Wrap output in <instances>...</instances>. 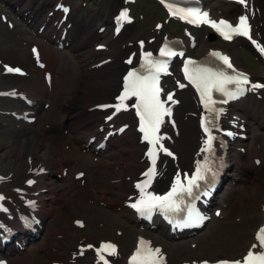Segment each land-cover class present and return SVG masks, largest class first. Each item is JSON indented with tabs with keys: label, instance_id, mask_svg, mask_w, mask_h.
I'll return each instance as SVG.
<instances>
[{
	"label": "rangeland",
	"instance_id": "374dc122",
	"mask_svg": "<svg viewBox=\"0 0 264 264\" xmlns=\"http://www.w3.org/2000/svg\"><path fill=\"white\" fill-rule=\"evenodd\" d=\"M56 1L41 0L42 4L40 7H43L44 14L41 15V18H37L34 15V20L30 19L26 21L21 16L19 17L17 13V10H21L22 7L17 6L14 10V7H7L9 5L7 1L0 0V60L2 62L4 59L14 58L18 64L26 69L23 76L6 75L3 73V68L0 64V91L17 88L18 91L32 94L35 100H37L36 113L34 114L36 116L35 121L31 123L24 120L15 121L7 113V110L22 109V103L17 99L0 95V152L3 150L5 143L8 145V140H12V144L8 146V149L13 151L19 148L18 145L31 139L35 140L36 143H41V137L52 131L54 121L47 120L46 114L49 110L55 109L57 98L54 94L57 91L75 93L78 84L84 76L79 58H77L75 51L71 49L72 39H75V34L77 35L78 30L80 31L82 22L88 20L94 14L95 17L89 25L91 29L97 28L102 23V18L106 14L107 21L105 25H102V30H100L102 36L89 41L88 47L93 48L107 40L114 39L115 41L107 45L101 53L107 51L110 54H116V58L120 63L123 62L122 59L129 53L136 55L137 40H143L147 44L155 41L153 44L156 47L163 36H175L188 44L189 53L192 55H202L207 51L208 47L221 48L232 56L237 66L250 73L253 79L256 77L263 79L262 76L264 77V64L246 42L242 40L224 42L211 36V32L205 26L191 27L175 19L167 20L166 14L157 0H138L132 6L129 4L132 19L125 23L123 30L119 34L113 33V16L110 15L114 0H68L71 9L68 17V24H70L69 27L72 31V34L69 35L70 43L68 48L56 51L54 44L46 41L49 40L46 36V29L42 33H39L36 29L37 22H35V20L42 19L49 13L52 4ZM245 1L248 9L253 4L254 14L250 17L252 32L264 45V0H258V3L256 0ZM123 2L124 0H119L113 13L124 5ZM207 4L214 18L219 16L236 18L235 9H237V6L235 4L226 3L222 0L209 1ZM60 14L61 12L56 14V20L60 17ZM50 18L49 22L51 21ZM156 22H161L160 29L154 27ZM10 23H12V27H9ZM47 25L50 27V23H47ZM59 31L55 32L54 39H58ZM95 43L97 44L94 46ZM32 45L37 46L39 50L48 55L49 61L54 65V73L57 78L58 73L63 68L72 72L74 80L68 83L58 82L51 93L45 92L46 97L42 96L41 90H44V87L48 86L44 83L42 74L44 70L48 69L40 72L35 70L34 57L31 56L29 49ZM104 55H99L97 59ZM113 65L114 61L112 64L109 61L101 64V66H97V68L103 69L108 66L113 67ZM165 83L168 88H175L171 76L166 78ZM182 91L184 93L177 92L179 99H181V93L184 95L191 94L190 89L186 88ZM259 94L261 93L247 97L242 101H257V103L264 106ZM112 98L111 96L107 99L112 100ZM183 110L182 106L178 104L171 110L172 116H166L164 119L162 133L166 131L171 136V142L178 137V133L180 136L182 135L181 122H184V128L186 125L195 128L197 125L198 128V113L192 109ZM128 113L130 112L117 115L112 120L113 128L121 123L120 118L128 115ZM179 113L181 116L178 115ZM95 123L100 125V119ZM132 125H134V119ZM79 130L82 129L80 128ZM246 133L248 134V139L241 140L237 145L238 151L243 153L240 163L244 164L248 158L250 162H247V165L251 163V165L257 167L254 158L257 156L260 159V157L251 151L259 148V145L256 143L257 133L261 134V142L264 144V127L251 125L249 128L247 127ZM62 134L65 137L67 136L65 132H62ZM113 139L110 141H114ZM64 141L55 140L52 157L50 156L49 160L42 163L44 168L48 169L49 172L40 174V177L32 173L31 168L38 164V159L33 157L31 162L28 161L30 146L25 147L23 152L25 157L22 155L18 158H11L16 163L17 160L19 161L16 165L15 163L3 164L0 161V175L2 176L0 181V196L3 197L0 201L7 204L10 211L14 209L12 205L14 202L18 200H21V202L26 201L31 199L32 196H37V194L33 195L32 191L38 192V190H33L38 187L30 190L27 189L26 180L28 178L34 177L44 182L47 177H50L57 186L54 191L49 192V195L52 197L51 204L53 209L48 213L49 217L43 223V230L39 237L36 240L28 241L23 250H17L10 255L4 254V256L0 253V256L6 257L8 264H37L35 263V257L38 254L41 255L39 264H55L52 263V260H57L56 263L62 264H95L93 246L97 245L101 239H107L118 243L120 255L116 258L115 262L116 264H121L128 252V249L123 250V245L132 243V241L134 242L133 230L139 228L127 217L128 208L126 201L128 199H126L122 206L123 211L117 206L101 203L96 200L99 190L107 182H113L114 179L111 177L109 179L99 174L97 172V165H99L98 161L101 158L87 151L78 153L77 151H80V146L76 143H69L70 147L67 149V152L70 153L68 157L73 156L67 165L68 173L67 171L65 173L59 172L60 168L53 166L52 161L57 156L55 143L59 145V142ZM168 143L177 152V148L172 143ZM197 144L198 141L196 139L193 143V149ZM243 148L244 152L239 150ZM245 153L246 155H244ZM187 163L179 162L178 166L184 169L188 166ZM163 165L165 166V164ZM164 166L163 176H166L165 172L167 169L165 171ZM174 166L168 172V177ZM78 171L84 173L83 178H76L74 176ZM235 177L239 180L236 189L230 192V183L224 185L220 200L224 207H220L221 213L214 215L202 230L192 236L177 240L164 236L156 237L150 232L153 242H159L170 257L173 253H184L186 261L192 259L193 256H190V254L195 255L197 252H202L205 259H208L212 251H216L220 257H240L252 239L253 228L259 223L257 218L247 219L246 217L247 215L259 213L264 207V201L255 195L257 185L264 191V176L260 179H254L250 173L238 172ZM126 180L129 181L130 185L131 179ZM82 184L86 186V190L90 193L80 192ZM45 192H47V189L43 193ZM71 199L73 200L70 202ZM105 199H107L106 196H104L103 200L105 201ZM73 219H82L84 226H76ZM232 239H235V241L229 245ZM12 244L14 242L10 245ZM82 245L86 247V250L83 252L79 249ZM88 245H92V247L89 248ZM80 253H83V255H80ZM64 258L68 263L64 261Z\"/></svg>",
	"mask_w": 264,
	"mask_h": 264
},
{
	"label": "bare ground",
	"instance_id": "6f19581e",
	"mask_svg": "<svg viewBox=\"0 0 264 264\" xmlns=\"http://www.w3.org/2000/svg\"><path fill=\"white\" fill-rule=\"evenodd\" d=\"M7 3H11L10 0H5ZM37 0H18V2H24L23 6L26 10H30L35 6V2ZM258 3V0H256ZM119 3V0H114L113 5L111 6V12L110 15H113L114 9L117 7ZM255 4V3H254ZM235 12L243 13L244 9L241 8V5H238V8ZM30 13V12H29ZM33 14L37 16V18H41L42 15V8H37ZM22 15L24 13L22 12ZM95 15V14H94ZM94 15L90 16L88 20L82 22V26L80 27V31L78 30V34H75V39H72V50L75 51L77 58H79V61L81 63V68L83 69L84 76L81 79L80 83L77 86V91L75 93H62L61 91H57L54 96L57 98L55 109L49 110L46 114L47 120L54 121V127L51 132H49L47 135H44L41 137L42 142L36 143L35 140L31 139L28 141H25L21 145H18L19 148L16 150L14 149L11 151L8 149L9 145L12 144V140H8L7 144L3 146V150L0 152V161L3 164L7 163H15V165L19 162L17 160V163L12 161L11 158H18L19 156L23 155V152L25 150V147L30 146V159L33 160V157L38 159V164H36L33 169L35 173H40V171L43 169V163L46 160H49V157H52V149L54 146L55 140H65L64 142L55 143V149L57 151V156L54 157L52 164L55 167H59L61 173H65L67 170V165L69 163V160L71 157H68L70 153L67 152V149L70 147L69 143H76L80 145L81 152L89 151L93 155L99 156L101 159L98 161L99 165H97V172L107 178L114 179L113 182H107L102 189L99 190V194L97 195L96 200L101 203H108L110 205L117 206L119 209L123 211V204L125 203L128 196L132 195L133 193V184L126 179L132 180H139V172L141 171V168L145 166L146 161L145 157L142 155V151L144 148V145L138 142V136L137 131L135 130L136 126V120L133 124V115L128 113V115H125L120 118L121 123L116 126V130L120 127V124L122 126V123H128L125 126L122 133L117 134L113 133L114 141L108 140L106 137H103L101 140V143L96 146V149H88V144L81 143V140L83 137H86V140L90 137H95L99 135L100 127H104L107 125V123L103 122V116L108 115L112 113L113 108H108L106 110H100L95 108V105L100 103H106V102H116L113 100H108L109 97H114L115 95L120 94L121 86H122V75L125 72L127 68L132 66V63H129L128 65L124 64L123 62L120 63L119 60L116 58V54H110L107 51L104 53H101V51L97 50L95 47L89 48L88 43L89 41H93L94 39L100 38L102 35L98 31V28L101 25H105L107 21V14L105 17L102 18V23L98 25L97 28L91 29L90 22H92V19L95 17ZM35 16L29 15V18L31 20L35 19ZM55 17L52 16L50 18L51 21H54ZM36 22H39L37 30L39 29V26L42 27L45 26V23L47 22V19L43 17L42 19L36 20ZM68 20L66 19V24L63 26L62 32L66 31L69 33V35L72 34V31L70 27L67 25ZM58 21H55L51 24V27L47 28L49 29L47 32V36L50 37L53 33V30L57 29L58 27ZM66 39V37H65ZM114 39L107 40L103 42L106 45H110L114 42ZM97 43L94 44V46ZM132 44V43H130ZM146 49L152 50L154 49V44H148L146 46ZM105 54L104 56L97 59L99 55ZM40 58L42 57V54L40 52L39 55ZM104 58H110L111 64L114 61L113 67H106V68H97L95 67L97 62ZM45 64L43 66H39L36 68V71L40 72L43 69H48L44 71V77L46 72H48L49 81L46 82L43 78V81L46 85L44 87V90H41V95L46 97V93H51L53 91L54 86L60 82V83H68L71 80H74L72 77V72L70 70L61 69L58 73V78L56 74L54 73V65L46 58L44 57ZM116 63V64H115ZM2 66L8 65V66H15L18 65L16 61H14V58H8L4 59L1 62ZM6 67V66H5ZM8 67V68H10ZM177 70V69H176ZM53 72V74H52ZM8 73V72H7ZM180 64L178 60V74L177 78L180 77ZM264 79V77L262 76ZM256 82L259 81V77H256ZM182 81H180L181 83ZM16 89H11L8 91L9 95L14 96L16 94ZM117 92V94H116ZM180 92H183L182 90ZM254 92V90H250V93ZM184 93V92H183ZM264 101V100H263ZM235 104L234 106L232 104ZM179 105L182 106L184 109L183 111H187L192 109L193 111H196L198 109L197 104L195 103L194 95L191 96V94L184 95L181 93V102ZM124 110H128V108L125 107V109L121 110L122 114H125L126 112H123ZM239 114V124H243L247 127H250L251 125H258L259 127H263L264 125V106L257 103V101H239L238 99L231 102L228 107H226V114L223 116L224 124H228V121L225 120L226 118L229 119V112ZM103 112H106L103 114ZM102 115V116H101ZM181 116V114H178ZM101 116V117H100ZM114 117H112L113 120ZM100 119V127H97L98 125L95 124V122L99 121ZM135 119V118H134ZM111 120V121H112ZM183 123L181 122V132L182 135L180 136L178 133V137L175 138V140H172V144L177 148V153L179 155V161L178 162H184L187 163V165H191L194 163L195 158H200V155L203 153V156L206 154V151H203L206 147L205 141L207 140L208 136L203 135L202 132L199 133V130L195 127H190L188 125L183 127ZM207 126L209 127V133L213 137L212 145H215L216 141V131L218 133V139L221 141L226 137L224 135V127L223 122L220 116L213 117V119H209L206 121ZM230 127V125L228 126ZM82 130H79V129ZM201 131V130H200ZM62 132H66L67 136L65 137ZM249 132V131H248ZM240 136L246 137L245 130L240 133ZM261 134H256V143L259 145V148L257 150H252V153H256L260 159L255 157L254 161L256 163V166H253L248 164L247 162H250L247 158V161L242 164L240 163L241 159L243 158V153L238 151L237 147H234L232 143L229 141H225L224 143L227 145L226 149H220L219 152L222 155L224 161V170H227L229 167H233V169L236 171L234 174L231 175L233 185L230 188V191L233 192L236 189V186L238 185V178L235 179V176L238 174V172L242 173H250L252 174V177L254 179H260L264 176V144L261 142ZM165 137L168 139L169 137L165 135ZM198 141L197 146L193 149V143ZM100 141V139H99ZM99 141L97 143H99ZM200 141V142H199ZM95 143V144H97ZM106 143V145H104ZM201 144V150L202 153L200 155L197 154V148ZM120 146V147H119ZM78 153L80 151H77ZM80 152V153H81ZM246 155V153L244 154ZM24 156V155H23ZM25 157V156H24ZM74 159V158H72ZM10 160V161H6ZM198 163V161H197ZM196 163V164H197ZM177 165V162L173 164ZM170 165V164H169ZM196 166V165H195ZM194 166V167H195ZM250 166V167H249ZM169 167V166H168ZM140 168V169H139ZM49 172V170L47 171ZM52 173V172H51ZM225 173V171H224ZM54 174V173H53ZM40 177V175H38ZM61 177V175H59ZM225 176V174L222 175V178ZM116 177V178H113ZM235 179V180H234ZM161 189L166 188L170 184V178H168L167 174L165 178L163 177L160 180ZM96 182V181H95ZM43 183V185H42ZM55 182L50 178L47 177L44 182L42 180H36L33 182V185L31 187H28L27 189H32L34 187H38V192L32 191L33 195L31 198H35V205H38L37 213L39 214V217H41V220L46 222L47 218L49 217L48 213L51 212L53 209V206L51 204L52 197L49 195V192L54 191L56 189ZM42 189V190H41ZM47 189V192L43 193ZM80 192L90 193L86 190V186L82 184L80 186ZM80 195V194H79ZM255 195H257L259 198H261L262 201H264V191L261 189L260 186H256ZM104 196L107 197L105 201L103 200ZM73 199L70 200V202ZM133 200V199H131ZM128 201V200H127ZM129 202V201H128ZM13 205V218L16 219V216L19 212H28V207L24 203V201L21 202V200H18L17 202H14ZM130 211V209H129ZM131 212V211H130ZM253 217V215H247V219ZM128 218L137 224V221L134 219L133 215L130 214ZM259 224L258 226L264 222V211H260L258 213L257 217ZM153 227L151 228V231H155L160 234L166 235L167 233L164 231V229L161 227L163 224L155 220ZM84 222V221H83ZM257 226V227H258ZM256 227V228H257ZM259 229V228H258ZM255 230V228H254ZM2 232V229L0 228V233ZM255 234V232H253ZM134 236L132 243H127L126 245H123V250L128 249V252L131 251L132 248L135 247L141 240H143L145 243L150 242V236L149 232L144 231L142 229H134L133 234ZM169 236V235H168ZM173 237V236H169ZM254 238V235H253ZM106 240V239H101ZM235 241V239H232V241L229 243V245ZM254 240L251 239L248 245H250ZM159 244V243H155ZM11 246L9 248L10 251H12ZM137 248V247H136ZM76 250V249H75ZM134 250V249H133ZM74 252V251H73ZM72 252V253H73ZM127 252V253H128ZM132 252V251H131ZM130 252V253H131ZM248 253V252H247ZM78 254V250H77ZM190 254V252H189ZM130 255V254H129ZM129 255L123 259L121 264H128L129 262ZM190 256H193L192 259L200 260L205 259L203 257L204 255L202 252H197L195 255L190 254ZM185 254H171V257H167V264H178L182 262L184 259ZM238 256H235L231 259H235ZM208 259L211 262L218 263L220 260V256L216 251H212L208 257ZM224 260V259H222ZM41 261V255L38 254L35 257V263L39 264ZM57 260H52V263ZM64 261L66 263L67 260L64 258ZM201 261V260H200ZM65 264V263H64ZM81 264H87V263H81Z\"/></svg>",
	"mask_w": 264,
	"mask_h": 264
},
{
	"label": "snow or ice",
	"instance_id": "6c2138e0",
	"mask_svg": "<svg viewBox=\"0 0 264 264\" xmlns=\"http://www.w3.org/2000/svg\"><path fill=\"white\" fill-rule=\"evenodd\" d=\"M163 2V0H161ZM240 3H244L245 0H239ZM169 8V11L172 15H180L181 19H187L189 23L196 25L199 24H209L212 28L216 29L224 39H232V36L242 35L248 36V22L247 18L241 16L239 23L233 27L228 24L226 21L221 20L219 22L211 21L208 19V13H202L197 9H189L187 11L182 10H173L171 5H166ZM120 21H127L128 15L126 11H122L118 18ZM35 51V49H34ZM261 52H264V49H260ZM161 56L172 57L176 55L175 52L167 51L162 49ZM213 55H219L218 53H213ZM151 54H145L143 59L150 68L148 75H139L135 71H130L125 77L124 91L119 97L121 101L120 104L116 105V111L119 112L123 107V101L129 97H136L137 104L136 115L140 119V128L139 131L143 133V139L146 140L152 147L149 149L147 155L152 161V167H150L143 175L146 177L141 183L136 184V188L140 191V198L130 206L134 208L141 215L150 216L154 209H158L162 212H172L175 211L178 207L176 197L178 193H191L192 186L196 184L198 180L204 179L203 173L208 171L204 166H198L196 173L192 175L191 179L187 181V187H185L177 176V179L173 183L171 191L166 195H154L146 191L147 187L150 185L152 179L156 175V152L155 147L160 143V140L163 137L157 136L156 133L159 131L160 125L163 123V118L165 116H171V109L165 107V102L160 99L161 89L159 87V78L160 74H167V63L161 61H152L150 59ZM229 68L232 65L229 63L227 57H220ZM131 61H129L130 63ZM191 62H188L190 64ZM188 64L185 65V78L188 79L199 91L201 96V102L204 104L205 109L210 112H217L213 107L215 101L213 100V91L225 92V85L235 83L238 86V91L235 93H229L232 98H236L239 95H243L245 89L242 85L249 84V80L243 74H240L236 77L225 76L223 73H214L210 69H196L190 71ZM7 71H17L19 69L8 68ZM183 87V85H180ZM259 88H264V84H252L250 89L255 90ZM168 101L176 103L173 100L172 94H168ZM218 115V113H217ZM111 119V117H109ZM201 127L204 129L205 133H209V127L206 125L205 118L201 119ZM120 131H123L121 129ZM213 137L209 134L207 140L205 141L206 147L202 149L203 151H209L211 149ZM160 150L165 152L167 155H172L166 148L162 145ZM32 183V181H29ZM3 197H0L2 200ZM219 214V213H218ZM199 219H203L202 217ZM199 222V221H197ZM256 240L260 251L254 253L251 249L243 257L242 260L235 261H226L221 260L218 264H264V227L258 230L256 234ZM89 248L92 245H88ZM257 244H253L252 248H256ZM107 251L108 255H115L116 248L110 243H102L100 248L96 249L97 256L100 260L103 261V264H108V261L104 259L102 253ZM163 257L160 254V249H152L146 245V243L141 240L138 244V247L135 253L130 257L129 264H162Z\"/></svg>",
	"mask_w": 264,
	"mask_h": 264
}]
</instances>
